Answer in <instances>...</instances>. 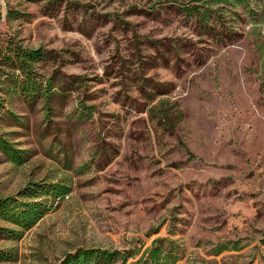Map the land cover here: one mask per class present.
<instances>
[{"label": "rangeland", "instance_id": "374dc122", "mask_svg": "<svg viewBox=\"0 0 264 264\" xmlns=\"http://www.w3.org/2000/svg\"><path fill=\"white\" fill-rule=\"evenodd\" d=\"M15 45L45 50L49 115L3 89ZM0 97L24 156L0 150V195L49 205L0 230V264L91 247L134 264L155 237L172 264H264V0H0Z\"/></svg>", "mask_w": 264, "mask_h": 264}, {"label": "trees", "instance_id": "16d2710c", "mask_svg": "<svg viewBox=\"0 0 264 264\" xmlns=\"http://www.w3.org/2000/svg\"><path fill=\"white\" fill-rule=\"evenodd\" d=\"M2 63L18 69L17 76H7L8 85L3 87L6 93L15 92L28 101H34L41 98L44 101L46 113H52L51 98L53 95H62L61 88H53L52 77L45 79L33 68V63L44 58L45 50L41 47L26 48L15 45L4 47L1 51ZM2 98L0 97V100ZM0 103H2L0 101ZM0 150L3 151L8 159L12 161H21L23 155L21 150L12 146V144L0 132ZM45 193L54 196H63L68 190V185L62 182H53L44 185ZM42 186V187H44ZM28 185L22 192L35 195L34 190H30ZM47 200H28L21 201L15 196L3 197L0 195V216L11 222L14 226L2 227L0 230L13 233L15 237L19 236L23 229L32 226L49 208ZM12 235V234H11ZM163 237H155L152 243L147 247L143 254L133 260L134 264H172L177 259L176 254L171 253L164 244ZM132 252L127 253L120 249L108 248H78L74 252H68L61 260L60 264H111L116 259L125 262Z\"/></svg>", "mask_w": 264, "mask_h": 264}]
</instances>
